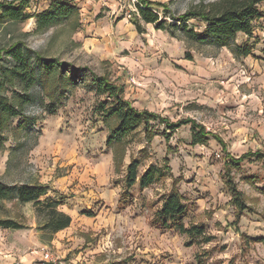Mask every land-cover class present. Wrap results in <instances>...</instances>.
Here are the masks:
<instances>
[{"label": "rangeland", "instance_id": "rangeland-1", "mask_svg": "<svg viewBox=\"0 0 264 264\" xmlns=\"http://www.w3.org/2000/svg\"><path fill=\"white\" fill-rule=\"evenodd\" d=\"M51 1L31 0L26 10L31 18L1 26L0 50L22 42L63 63L60 73L74 85L61 87L56 103L33 87L34 100L25 108L30 126L20 128L22 119L15 118L4 131L0 180L10 187L46 186L47 195L63 200L60 209L72 223L44 240L32 204L1 200L0 214L25 229H0V264H264V168L253 158L239 161L246 154L264 155V4L251 38L238 35L235 41L248 40L252 55L235 58L227 48L172 37L152 25L138 34L131 23L136 0H68L79 12L76 25L37 33L35 15ZM149 1L180 16L219 0ZM187 26L200 33L206 24L192 19ZM2 62L10 64L5 57ZM31 63L38 76L37 63ZM92 74L120 86L138 111L169 124L191 121L221 145L210 137L193 146L190 124L164 136V124L154 121L151 140L143 126L124 139L125 154L117 164L119 156L105 146L108 130L94 113L102 98L89 83ZM229 159L238 168L227 167ZM132 160L139 163L138 174L157 166L165 176L124 196ZM246 177L255 179L250 183ZM227 180L241 194L243 210L232 201ZM173 189L186 200L185 225H203L214 237L211 243L186 246L185 235L152 226L162 198Z\"/></svg>", "mask_w": 264, "mask_h": 264}, {"label": "trees", "instance_id": "trees-1", "mask_svg": "<svg viewBox=\"0 0 264 264\" xmlns=\"http://www.w3.org/2000/svg\"><path fill=\"white\" fill-rule=\"evenodd\" d=\"M30 1L0 0V27L22 23L31 18L26 12ZM261 4H264V0H219L207 5L202 4L183 15L173 16L164 5L149 0H136V11L131 23L138 34L143 33V25H152L155 30L166 32L172 37L182 34L204 44L210 43L217 47L227 48L235 58H246L252 55L248 40L253 34V25L262 18L259 10ZM160 14L177 23L165 22ZM78 17V9L70 1L52 0L46 10L35 15V31L42 33L63 24L70 25L72 22L76 25ZM192 19L206 24L202 32L198 33L188 28L187 23ZM238 35H243L248 40L236 44ZM3 57L8 58L10 64H3ZM32 60L38 65V76L31 63ZM63 66L65 65L58 60L44 58L41 54L32 51L22 42H13L0 50V150L4 143V131L9 127L11 120L22 119L19 125L23 129L30 126L28 117L25 115V108L34 100L32 91L35 85L40 87L43 99L51 103H56L59 97L62 98L61 87L74 85L73 81L67 83L65 76L60 73ZM78 71L83 74L85 69ZM89 83L95 96L102 98L94 107V113L102 119L104 127L108 130L105 146L107 149H113L115 158L119 156L117 164H122L125 154L124 139L143 126L147 140H151L154 135H152L150 124L154 121L164 124L163 135L167 134V131L172 133L181 125L190 124L193 146L204 145L211 137L203 127L195 126L191 121L169 124L156 114L145 110L138 111L124 99L123 89L105 77L92 74ZM168 137L166 135L165 138L168 139ZM213 139L220 144L217 138ZM246 155L242 156L239 161L253 158L264 168V155L259 153ZM164 163L167 168V160ZM234 165H238L234 159H229L226 163L227 167L238 168ZM138 168L139 163L136 160H132L127 166L124 196L129 195V191L135 185L139 190H144L165 176L164 171L157 166H150L140 175ZM245 179L253 183L255 177ZM226 183L232 193L235 206L243 210L241 194L230 180ZM47 193L48 188L40 184L28 182L10 187L0 180V201L14 198L19 204H32L37 220L40 221L41 239L51 240L55 234L70 226L71 218L59 210L63 205L62 200L50 197ZM125 203L126 200L119 201L122 207L126 205ZM84 214L88 217L93 216L91 212ZM188 216L189 210L185 198L173 189L162 198L161 205L155 211L151 224L161 231H175L180 235H185L190 239L186 246L211 243L214 237L207 234L203 225H185L184 222ZM0 229L19 231L25 227L14 218L0 214Z\"/></svg>", "mask_w": 264, "mask_h": 264}, {"label": "crops", "instance_id": "crops-1", "mask_svg": "<svg viewBox=\"0 0 264 264\" xmlns=\"http://www.w3.org/2000/svg\"><path fill=\"white\" fill-rule=\"evenodd\" d=\"M141 174H142V173H141ZM139 175H140V174H139ZM136 186H137V185H135V186H133V187H136ZM50 192H52V190H51V189H50ZM48 196H50V197H56V199H58V198H57V196H55V195H54V196H53V195H48ZM62 202H63V200H62ZM63 205H65V203H64V202H63ZM63 205H62V206H63ZM62 206H61V207H62ZM61 207H60V208H61ZM60 208H59V210L61 211V209H60ZM61 212H63V211H61ZM63 213H64V212H63ZM64 214H66V213H64ZM66 215H68V214H66ZM68 216H69V215H68ZM69 217H70V216H69ZM70 218H71V217H70ZM71 223H72V221H71ZM66 229H67V228H66ZM66 229H65V230H66ZM63 231H64V230H63ZM60 232H61V231H60Z\"/></svg>", "mask_w": 264, "mask_h": 264}]
</instances>
